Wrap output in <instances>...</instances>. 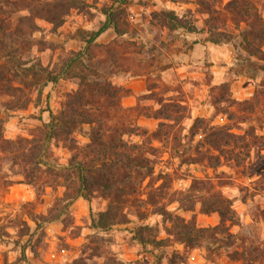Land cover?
Returning <instances> with one entry per match:
<instances>
[{"label":"rangeland","instance_id":"1","mask_svg":"<svg viewBox=\"0 0 264 264\" xmlns=\"http://www.w3.org/2000/svg\"><path fill=\"white\" fill-rule=\"evenodd\" d=\"M227 1L215 0V6L232 29L233 25L223 11ZM254 1L264 16V0ZM82 2L79 8L70 11L55 32L49 22L35 19L37 29L23 58L31 60L27 65L39 61L52 75L60 77L56 82H42L39 87L25 90L31 102L24 108L12 107L6 98L0 100L4 136L9 139L30 137L35 126L49 120L50 111L57 113L61 109L65 95L78 86L74 79L64 76L68 59L76 52L84 51L85 42L79 31L97 30L106 21V10L111 6L124 10L119 26L125 33L118 36L113 27L107 28L95 39L89 52L81 56L84 64L114 84L130 89V93L120 99L124 107L139 106L152 112L160 107L159 100H162V103L181 104L186 111L179 122H170L172 127L168 137L151 141L156 148L150 157L154 167L152 187H144L138 201L128 205L130 221L105 231L90 225L91 215L106 206L107 201L102 198H76L69 207L70 217L66 224L61 220L42 221L39 216L47 214L55 198L62 196L64 187H47L37 197L30 185L21 183V176L11 169L10 163L2 161L0 264H133L136 260L148 264H172V259L181 264H250L231 260L228 253L233 250H245L254 259L251 264H264V146L251 149L250 156L239 166L222 158L221 164L212 169L205 162L184 163L180 157L183 153V157L194 156L195 145L203 151L208 148L202 144L201 132L193 138L189 134L196 117L208 118L212 125L233 124L236 126L233 131L237 133L252 124L257 134L264 135L263 116H255L246 122H240L238 117L230 121L225 114L215 111L209 98L210 88L223 82L230 83L231 98H250L256 85L264 79V62L249 58L245 51L231 43L208 41L207 15L199 10L197 0ZM160 11H174L179 17H187L196 25L197 31L170 29L159 24L152 18V13ZM221 106L238 115L237 108L227 107L225 103ZM140 112L133 110L130 121L148 133L155 131L163 121ZM74 136L80 145L88 141L80 133ZM123 138L128 143L143 140L136 133L125 134ZM51 150L60 163H67L70 156L67 149L52 144ZM210 152L216 153L212 149ZM194 179L209 180L215 189L231 199L238 219V224L229 226V231L235 234L234 245L212 241L201 247H187L168 234L171 223L146 202L150 192L155 200H165L166 209L175 215L185 220L194 218L198 227L214 226L219 222L218 214L202 212L199 202L188 211L177 201H167L177 198L178 194L173 193L185 191ZM162 196L165 199H160ZM138 212L143 214L142 219L136 216ZM146 224L152 227L155 238L162 240L160 246L142 245L134 238L135 228ZM92 238L97 243L90 242ZM95 245L96 250L90 249ZM156 256L160 257L158 261Z\"/></svg>","mask_w":264,"mask_h":264},{"label":"trees","instance_id":"2","mask_svg":"<svg viewBox=\"0 0 264 264\" xmlns=\"http://www.w3.org/2000/svg\"><path fill=\"white\" fill-rule=\"evenodd\" d=\"M82 4V0H0V100L6 98L13 104L12 107L24 108L31 102L25 90L39 87L42 82H56L59 79L60 76L52 75L39 61L27 65L31 60H25L23 56L37 29L35 19L49 22L55 32L65 22L70 11ZM197 5L207 15L208 41L231 43L235 48L245 51L249 58L264 62V16L254 0H228L223 5V11L233 25L232 29L227 25V18L216 8L215 0H197ZM22 11L26 13L20 15ZM123 13L121 7L111 6L106 10V21L97 30L79 31L85 42L84 51L76 52L68 59L64 76L74 79L77 89L65 95L61 109L57 113L50 111L49 120L35 126L30 137L6 138L4 120L0 117V163L8 161L11 169L21 176V183L30 185L37 197L47 187H64L62 196L55 198L47 214L39 216L42 221L61 220L66 224L71 203L81 197L107 201L104 209L91 215V227L105 231L115 225L128 223V205L138 201L144 187H152L154 167L150 157L156 148L151 141H162L168 137L172 127L170 122H179L186 111V107L181 104L172 101L162 103V100H159L160 107L152 112L139 106L124 107L120 99L128 95L130 89L114 84L84 64L81 56L89 52L95 39L107 28L113 27L118 36L125 33L119 26ZM152 18L170 29L197 31L190 19L179 17L174 11L153 12ZM229 93V82L210 88L209 98L216 112L225 114L230 121L237 117L240 122L258 115L264 117V79L256 85L248 99L235 100ZM222 103L237 108L238 115L223 108ZM133 110L163 121L155 131L148 133L130 121ZM234 128L236 126L233 124L212 125L208 118L196 117L189 134L193 138L201 132L202 144L208 148L203 151L195 145L194 156L183 157V153L180 157L184 163L205 162L212 169L221 164L222 158L242 165L245 158L250 156L251 149L264 146V135L257 134L252 124L241 133L233 131ZM75 133H80L88 141L80 145ZM129 133H136L143 140L140 143H128L123 136ZM52 144L68 150L70 156L66 164L60 163L53 155ZM211 149L216 153H211ZM146 179L148 181L144 185ZM173 194H178L177 198L167 201H177L184 210H192L194 204L199 202L202 212H216L219 216L218 224L198 227L194 218L185 220L175 215L166 209L165 200H155L149 192L146 202L171 223L168 234L175 241L191 248L212 241L222 242L226 246L234 245L235 234L229 231V226L238 224L236 211L231 199L215 189L209 180L194 179L188 189ZM136 216L142 219L143 214L138 212ZM134 238L142 245L158 247L162 243V240L155 238L152 227L147 224L135 228ZM90 242L97 243L93 238ZM86 246L89 247L88 244ZM90 249L96 250L97 247L95 245ZM249 255L245 250L228 253L231 260L251 264L254 259ZM159 259L156 256V260ZM171 263L181 264L174 259ZM133 264L148 263L136 260Z\"/></svg>","mask_w":264,"mask_h":264}]
</instances>
